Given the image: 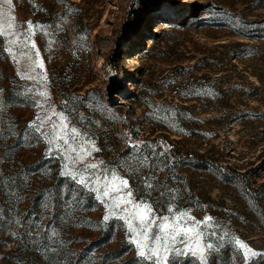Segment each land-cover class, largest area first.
<instances>
[{"label":"rangeland","instance_id":"1","mask_svg":"<svg viewBox=\"0 0 264 264\" xmlns=\"http://www.w3.org/2000/svg\"><path fill=\"white\" fill-rule=\"evenodd\" d=\"M0 264H264V0H0Z\"/></svg>","mask_w":264,"mask_h":264},{"label":"trees","instance_id":"2","mask_svg":"<svg viewBox=\"0 0 264 264\" xmlns=\"http://www.w3.org/2000/svg\"><path fill=\"white\" fill-rule=\"evenodd\" d=\"M122 47V43L117 41V44L115 46V49H114V52H113V55L111 56L110 58V63L112 65H117V62L119 61V54H118V51H120ZM180 99L181 100H186L187 98H185L184 96H180ZM201 169H204V168H201Z\"/></svg>","mask_w":264,"mask_h":264},{"label":"bare ground","instance_id":"3","mask_svg":"<svg viewBox=\"0 0 264 264\" xmlns=\"http://www.w3.org/2000/svg\"><path fill=\"white\" fill-rule=\"evenodd\" d=\"M185 2H189L190 0H184ZM179 6H181V5H179Z\"/></svg>","mask_w":264,"mask_h":264}]
</instances>
